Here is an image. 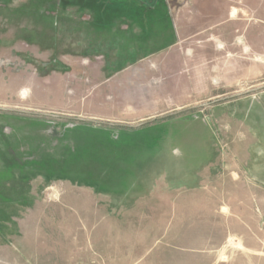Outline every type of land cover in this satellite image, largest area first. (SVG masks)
Here are the masks:
<instances>
[{
  "label": "rangeland",
  "instance_id": "1",
  "mask_svg": "<svg viewBox=\"0 0 264 264\" xmlns=\"http://www.w3.org/2000/svg\"><path fill=\"white\" fill-rule=\"evenodd\" d=\"M114 3L132 54H0V264H264V0Z\"/></svg>",
  "mask_w": 264,
  "mask_h": 264
},
{
  "label": "crops",
  "instance_id": "2",
  "mask_svg": "<svg viewBox=\"0 0 264 264\" xmlns=\"http://www.w3.org/2000/svg\"><path fill=\"white\" fill-rule=\"evenodd\" d=\"M22 1L23 2L18 0L17 2L13 3L12 0H4L2 2L0 1V7H2L0 8V54L5 53L17 55H33L35 57V62H39L45 65L46 62L56 63L60 60H56L55 58H52V60H50V57L54 56L57 53L55 46H59L57 41L58 34L60 36L61 34H64L66 32L68 33L67 44H69L70 48V50L68 51L69 53H73L72 50L74 49V53L78 54H98L101 52V54L110 53V55H118L125 54L124 50H127L126 52L128 54H132L140 48V43H136L135 40L136 34H140V12L136 15L134 13L132 15L126 13L118 14L116 10L117 3H114L112 8H109L108 6H106L108 3L106 5L102 4L104 0H67L69 11L68 21L66 23H63L61 18L52 15V13L54 14V12L57 11L47 10V15L45 13L39 14L37 12L39 7L37 3L26 4V1ZM135 1L129 0L130 3L134 4ZM138 4L140 5V3ZM23 5L27 6L28 8L31 7V12L27 13L28 16L21 14L20 16L22 17L19 16L20 18L14 15L15 18L20 21L21 25H26L32 23V20H30L29 18L34 19V15L36 19L39 16L42 17V23L45 22L48 27H51L54 30H51L50 32L51 36L48 35L52 40V44L49 42V44L42 46V44H38V42L35 43L25 40L20 44L14 43L10 40L12 37L13 26H11L12 23L8 22L14 17L12 14L13 9H20ZM57 6H61V0L57 1ZM48 8L50 9V7ZM78 8H82L83 10L89 9L90 11H94V14L89 15L90 18L78 17ZM9 10L11 12L10 14H8ZM25 18H28V23L24 22L23 19ZM92 21H95L98 24H111L110 29H108V35L104 34V30L101 31V28H104L105 25H99L96 29L92 27ZM123 22H127L126 28L129 29V31H125L124 25H120L121 23L123 24ZM37 27L38 25L35 24V26H32L31 29L36 30ZM42 29H44V27ZM130 29L132 31H130ZM41 31V29L37 28V32ZM105 38L107 41L104 40ZM112 39H115L116 41H113ZM53 41L56 44L55 46ZM120 49H122V51H120ZM106 67L108 69L114 68L115 70H123L124 68L122 66H118L117 63H110ZM91 70L93 72V67Z\"/></svg>",
  "mask_w": 264,
  "mask_h": 264
},
{
  "label": "water",
  "instance_id": "3",
  "mask_svg": "<svg viewBox=\"0 0 264 264\" xmlns=\"http://www.w3.org/2000/svg\"><path fill=\"white\" fill-rule=\"evenodd\" d=\"M139 125H141V124H138V125H135V126H132V127H138Z\"/></svg>",
  "mask_w": 264,
  "mask_h": 264
},
{
  "label": "bare ground",
  "instance_id": "4",
  "mask_svg": "<svg viewBox=\"0 0 264 264\" xmlns=\"http://www.w3.org/2000/svg\"><path fill=\"white\" fill-rule=\"evenodd\" d=\"M22 95V94H21Z\"/></svg>",
  "mask_w": 264,
  "mask_h": 264
}]
</instances>
